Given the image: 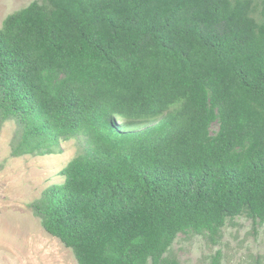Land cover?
Here are the masks:
<instances>
[{
    "label": "trees",
    "instance_id": "16d2710c",
    "mask_svg": "<svg viewBox=\"0 0 264 264\" xmlns=\"http://www.w3.org/2000/svg\"><path fill=\"white\" fill-rule=\"evenodd\" d=\"M7 120L12 156L84 140L29 204L77 264H178L179 233L264 223V0H31L0 23Z\"/></svg>",
    "mask_w": 264,
    "mask_h": 264
},
{
    "label": "rangeland",
    "instance_id": "374dc122",
    "mask_svg": "<svg viewBox=\"0 0 264 264\" xmlns=\"http://www.w3.org/2000/svg\"><path fill=\"white\" fill-rule=\"evenodd\" d=\"M30 1L0 0V23L6 14ZM150 123L120 119L118 127L127 132ZM15 128L13 120L0 123V264H77L71 249L42 228L29 204L45 187L63 181L60 170L83 152L84 140H62L57 154L12 156L10 140ZM217 253L218 264H264V223L232 218L216 242L206 233H179L166 256L178 264H213Z\"/></svg>",
    "mask_w": 264,
    "mask_h": 264
}]
</instances>
